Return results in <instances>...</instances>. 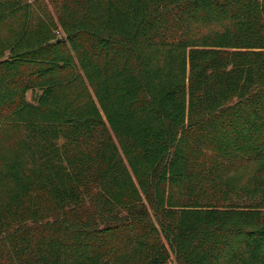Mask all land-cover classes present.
Wrapping results in <instances>:
<instances>
[{"label":"trees","instance_id":"16d2710c","mask_svg":"<svg viewBox=\"0 0 264 264\" xmlns=\"http://www.w3.org/2000/svg\"><path fill=\"white\" fill-rule=\"evenodd\" d=\"M51 1L0 0V264H264V0Z\"/></svg>","mask_w":264,"mask_h":264},{"label":"rangeland","instance_id":"374dc122","mask_svg":"<svg viewBox=\"0 0 264 264\" xmlns=\"http://www.w3.org/2000/svg\"><path fill=\"white\" fill-rule=\"evenodd\" d=\"M43 2L45 4V6H46L45 10L49 11L50 14H52L55 17V8L52 6V4H54L53 1H51V0H43ZM56 35H57V39H60L61 33L56 32Z\"/></svg>","mask_w":264,"mask_h":264}]
</instances>
